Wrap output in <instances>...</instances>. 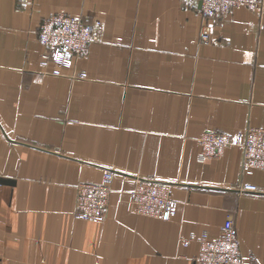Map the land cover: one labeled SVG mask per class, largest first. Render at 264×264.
Instances as JSON below:
<instances>
[{"label": "crops", "instance_id": "0c3cea01", "mask_svg": "<svg viewBox=\"0 0 264 264\" xmlns=\"http://www.w3.org/2000/svg\"><path fill=\"white\" fill-rule=\"evenodd\" d=\"M59 13L99 21L100 41L52 76L39 31ZM247 127L264 129V5L205 19L186 0H0V264H195L183 241L218 239L228 215L243 262L264 264V171L238 147L199 159L205 131ZM106 171L105 220L75 219L76 186ZM140 181L169 187L170 221L135 212Z\"/></svg>", "mask_w": 264, "mask_h": 264}, {"label": "built area", "instance_id": "2783aa9c", "mask_svg": "<svg viewBox=\"0 0 264 264\" xmlns=\"http://www.w3.org/2000/svg\"><path fill=\"white\" fill-rule=\"evenodd\" d=\"M200 5L205 19L223 17L235 8L245 7L261 10L264 0H186ZM100 22L88 24L83 20L54 14L40 26L39 40L44 46L41 59L42 72L61 76L62 68L75 59L85 56L92 43L100 41ZM210 26L206 25L201 39L208 41ZM74 77L85 79L86 73L78 72ZM201 146L200 161L220 158L228 147H238L242 152V171H264V129L247 127L234 134L205 131L198 139ZM112 171H106L98 183H79L76 186V207L74 218L84 221L102 222L106 218L111 187ZM242 192L261 193L256 185L240 186ZM131 200L136 213L170 221L175 214L176 204L166 184L140 181L131 191ZM191 241L199 244L195 264H245L241 257L240 242L232 215H228L218 239L212 240L204 232L198 238L183 241L188 246ZM251 264H256L254 261Z\"/></svg>", "mask_w": 264, "mask_h": 264}]
</instances>
